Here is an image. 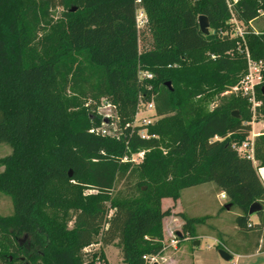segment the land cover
<instances>
[{"label":"trees","instance_id":"1","mask_svg":"<svg viewBox=\"0 0 264 264\" xmlns=\"http://www.w3.org/2000/svg\"><path fill=\"white\" fill-rule=\"evenodd\" d=\"M135 2L147 17L143 51ZM199 15L208 19L207 35ZM238 16L264 17V0H240ZM229 18L225 0H0V143L11 147L0 191L14 209L0 216V264H110L107 246L118 248L122 264H148L144 256L165 247L170 209L162 200L208 182L238 209L242 252L264 250L257 173L264 133L254 138L253 160L233 149L249 136L252 113L245 98L223 95L246 72V51L263 56L264 33L243 43L225 34ZM139 71L152 78L140 79ZM151 97L158 119L132 127L139 99ZM257 97L264 118L260 86ZM102 99L116 108L118 140L89 132L86 103L95 108ZM143 128L148 138L137 134ZM139 150L146 151L140 163L123 160ZM255 202L261 210L252 222ZM184 219L179 245L195 239L197 219Z\"/></svg>","mask_w":264,"mask_h":264},{"label":"rangeland","instance_id":"2","mask_svg":"<svg viewBox=\"0 0 264 264\" xmlns=\"http://www.w3.org/2000/svg\"><path fill=\"white\" fill-rule=\"evenodd\" d=\"M141 9L139 2H135L134 8V18L136 19L138 11ZM61 12L60 8H57L54 11V18H57ZM253 26L257 30V32L264 33V17H259L255 21H253ZM137 41H138V50L143 51L147 48L149 44V34L148 29L146 27L137 30ZM225 92L223 93V95ZM216 102H211L208 104V109H211ZM86 106L91 107L90 113H92L93 117V127L104 129L106 131V136L112 139L122 138L124 135L122 133L121 128L118 125V116L116 108L112 107H93V103L87 102ZM93 107V108H92ZM93 111V112H92ZM158 119L155 116L154 111L147 109L146 107H142L138 114L135 115L133 123L135 125H149L154 123ZM264 119V118H263ZM262 127L261 121H257L254 124V130L257 131ZM146 132V129L144 130ZM11 153V147L8 144L0 143V172L4 170L3 159ZM136 153V152H135ZM131 153L130 155H126L128 160L136 159V154ZM134 163V162H133ZM136 163V162H135ZM261 174V171H260ZM219 190L216 185L212 182L192 186L189 188H185L181 191L180 196L177 200L173 201L170 198H166L162 201L163 208L170 209V215L166 216L170 220L178 219V211L183 210L186 215L192 216L197 219L194 223V235L195 237L201 232H215L220 227L228 228L235 218V215L238 213V209L232 206L229 210L225 208L227 205L226 199H220L218 194ZM13 202L12 198L0 191V216H9L13 214ZM256 214L250 215V219L254 221V217ZM212 227V228H211ZM164 223L162 222L163 229V238L164 236ZM180 227L173 228L171 232L172 236L167 238V241L171 239L176 231H180ZM21 239V237H19ZM193 240L191 243H193ZM212 242L208 239H202V247L206 245V243ZM28 244V238L22 237L21 245L25 246ZM219 244V243H218ZM179 245V244H177ZM221 245V244H219ZM99 248V245H93L91 250H96ZM104 254L106 256L107 261L110 264H122L121 254L117 247L115 246H107L103 249ZM162 254V253H161ZM235 258V257H233ZM238 259V258H237ZM239 263H241V259H238ZM16 264H29L28 259H22L16 262ZM158 264H166L164 260L158 257Z\"/></svg>","mask_w":264,"mask_h":264},{"label":"built area","instance_id":"3","mask_svg":"<svg viewBox=\"0 0 264 264\" xmlns=\"http://www.w3.org/2000/svg\"><path fill=\"white\" fill-rule=\"evenodd\" d=\"M240 0H225L226 7L230 13V18L228 20L229 24V30L225 32L229 37H233L238 39L239 41L245 43L246 35L249 33H254L256 35L262 34L263 32H257L255 27L253 26V21L258 19L260 16H257L254 19L244 21L243 19L239 18L238 16V3ZM261 13V12H260ZM147 24V17L143 9L141 8L136 16L135 19V26L137 30H140L144 27H146ZM246 72L244 75L239 79V81L231 86L227 91H225V94H232L236 96H240L242 98H245L249 104V108L252 113V118L250 121L251 130L249 136L240 144H233L232 148L235 149L240 155L249 157L253 160V150H254V138L260 134L264 133V119L260 113H258V107L261 106V100L257 97V87H262L264 85V54L259 59H252L249 55V53L246 51ZM138 76L140 79L147 78L151 79L152 74L147 71H139ZM112 107L115 108L114 105H112L109 102H106L105 100H101V103L98 107ZM142 107H146L147 109L154 111V101L151 97L147 101H142L139 99L136 114L141 110ZM134 121V120H133ZM257 121H261L262 127L255 131L254 130V124ZM129 124L127 123L125 127H128ZM132 127L136 126L134 123L131 124ZM145 129H138L137 134L141 138H148L149 135L147 132L144 131ZM90 133L99 134L101 136L106 135V131L100 128L91 127L89 129ZM145 150H139L136 154V159L130 160L132 162L140 163L145 154ZM128 157L123 158V160H127ZM220 199H226V194L223 191H220L218 194ZM171 244H176L177 240L175 238L170 240ZM85 250H89L86 248ZM159 255H153V256H144V259L148 264H153L158 262ZM97 264H103L102 262H97ZM226 264H236V260L230 259Z\"/></svg>","mask_w":264,"mask_h":264},{"label":"crops","instance_id":"4","mask_svg":"<svg viewBox=\"0 0 264 264\" xmlns=\"http://www.w3.org/2000/svg\"><path fill=\"white\" fill-rule=\"evenodd\" d=\"M254 164L256 165L255 161ZM257 173L264 183V166L258 167ZM185 217L192 216H188L183 210H180L178 211V219L170 220L168 217L163 219L165 226V239L163 240V243L165 244V247L159 257L164 260L166 264H226L229 260H223L218 254V250L220 249L218 247L219 244L224 245V247L225 245L230 247V250L227 248L224 249L231 255V259L236 260V264H264V250L257 248L253 252H242L245 249V246H247V242L240 238L241 235H239L234 224V219L228 228L219 227L216 230L215 227V232L199 233L194 239L198 240L199 244L191 243L193 239L188 237L185 238L180 245H177V243L175 245L171 244L170 240L175 238V235H179L178 231H176V234L169 239V241H167V238L172 236L171 232L173 231V228L182 227ZM257 220L258 218L256 215L254 221H251L257 222ZM202 239H208L212 242L206 243V245L202 247ZM253 246L254 242L248 245V249L253 248ZM237 258L241 259V263H239ZM156 264H158V262Z\"/></svg>","mask_w":264,"mask_h":264},{"label":"water","instance_id":"5","mask_svg":"<svg viewBox=\"0 0 264 264\" xmlns=\"http://www.w3.org/2000/svg\"><path fill=\"white\" fill-rule=\"evenodd\" d=\"M74 9H72L73 11ZM198 26H199V29L200 31L203 33V34H208L209 33V22H208V19L206 16L204 15H199L198 16ZM170 83L167 82L166 83V86H169ZM261 92L264 94V85L261 87ZM233 115H237L236 112H233ZM225 208L227 210H229L231 208V204H227L225 206ZM259 210H261V206L258 202H255L253 203L250 207H249V210H248V213L250 215L252 214H256ZM193 244H199V241L198 240H195L193 242ZM218 254L219 256L223 259V260H230L231 259V255L225 250V249H219L218 250ZM153 264H156V263H153Z\"/></svg>","mask_w":264,"mask_h":264}]
</instances>
